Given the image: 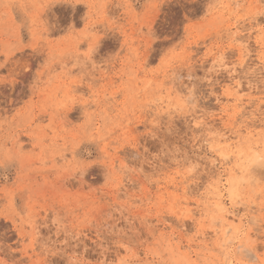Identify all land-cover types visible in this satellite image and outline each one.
<instances>
[{
  "label": "rangeland",
  "instance_id": "obj_1",
  "mask_svg": "<svg viewBox=\"0 0 264 264\" xmlns=\"http://www.w3.org/2000/svg\"><path fill=\"white\" fill-rule=\"evenodd\" d=\"M186 3L187 11L177 13L172 0H0V54L21 40L32 43L28 71L14 88H0V259L68 264L78 256L81 264H97L110 260L118 243H135L132 237L143 227L155 229V238L166 237L160 248L142 245L145 261H223L211 251L199 217L193 223L161 208L150 211V202L171 193V172L155 163L145 169L147 179L139 172L122 179L119 171L131 145L152 152L164 141L162 134L150 135L152 116L145 125L140 108L151 98L139 95L150 82L168 79L165 94L176 96L182 86H193L189 75L195 78L197 103L183 119L185 131L189 121L213 119L205 114H215V126L230 127L242 109L255 124L264 113V89L257 87L264 66V0ZM120 4L128 7L118 9ZM228 15L232 19L221 23ZM85 20L103 37L94 67L76 59L89 43ZM238 22V32L229 33ZM226 87L241 101L227 98ZM25 188L29 194L20 195Z\"/></svg>",
  "mask_w": 264,
  "mask_h": 264
},
{
  "label": "snow or ice",
  "instance_id": "obj_2",
  "mask_svg": "<svg viewBox=\"0 0 264 264\" xmlns=\"http://www.w3.org/2000/svg\"><path fill=\"white\" fill-rule=\"evenodd\" d=\"M172 3L177 13L181 9L187 11L189 7L186 0H172ZM116 7L119 9L128 6L120 4ZM236 10L237 13L242 11L241 6L236 5ZM244 18L237 16L238 21ZM231 19L232 16L228 15L227 20L221 23ZM186 20L185 17V22ZM156 23L161 24L159 20ZM161 27L167 30L169 24H161ZM234 30L238 32L239 22L228 29L229 33ZM82 31L89 33V43L87 50L77 55L76 59H83L82 67H94L95 55L98 50L103 52V48L100 47L103 37L95 36V29H90L87 20ZM159 35L163 37L164 31L161 30ZM241 38L237 36V39ZM31 48V42L25 43L21 40L14 44L10 51L0 54V88L5 90L9 87L14 88L19 82V74L28 71L26 60L30 59V54L27 50ZM167 58L168 53L162 55L158 67L162 68ZM223 62L221 60V63ZM213 63L215 64V61ZM175 79L172 77L171 82L175 83ZM187 79L193 86H182L180 94L176 96L171 92L165 94L168 79L163 82H150L139 94L151 97L141 100L140 103L142 113L145 115V125L148 124L147 117L152 116L150 135L153 139H158L157 134H162L164 141L152 152L147 148L141 150L140 146L131 145L133 153L121 165L119 169L121 177L124 179L130 175L135 176L139 172L141 177L147 179L145 169L151 167L153 163L171 172L174 178L169 184L171 193L150 202V211L161 208L173 217L191 219L193 223H197L199 217V222L207 226L205 236L211 237L208 241L211 251L223 256L224 259L204 260L198 264H264V113L260 117V123L255 124L252 122L253 118L246 117L242 109L230 127L226 124L215 126L219 124L214 120L215 114H205L211 115L213 119L207 121L198 119L195 125L189 121L190 131H185L183 119L197 103L195 78L189 75ZM249 87L253 85L249 84ZM257 87L264 89V66L261 68ZM121 94L122 92L118 91L115 99H119ZM225 95H228L227 90ZM261 109L264 110V102L261 103ZM196 110L199 111L198 108ZM177 124L180 127H175ZM111 134L116 135V132L113 131ZM163 161L167 163H162ZM89 166H91L89 163L83 164L84 168ZM113 183L116 181L113 180ZM17 194L16 191L11 193L13 198ZM19 194L28 195L29 190L25 188ZM186 204L191 207L181 212V208ZM27 208L28 205L25 204L19 211L27 212ZM139 232V236L132 237L135 243L127 240L118 243L111 248V259L105 258L103 261H97V264H154V261H145L147 253L142 245L160 248L162 240L166 237L161 234L160 238H155V229L146 232L141 227ZM0 264H9V261L0 259ZM11 264L24 262L13 259ZM52 264L56 262L52 261ZM60 264H64V261L62 260ZM68 264H81V261L77 256L69 260ZM162 264L169 262L163 261Z\"/></svg>",
  "mask_w": 264,
  "mask_h": 264
},
{
  "label": "bare ground",
  "instance_id": "obj_3",
  "mask_svg": "<svg viewBox=\"0 0 264 264\" xmlns=\"http://www.w3.org/2000/svg\"><path fill=\"white\" fill-rule=\"evenodd\" d=\"M228 4V3H227ZM223 6H226V5H223ZM264 34H262L261 36H263ZM238 86V85H237ZM227 90V92H228V95H225V91ZM180 91V90H179ZM237 91H238V89H237ZM239 92V91H238ZM224 95L227 97V98H232V99H234V100H240V98L236 95V92L235 91H231L230 90V88H228V87H226L225 89H224ZM241 101V100H240ZM246 222H247V220H246Z\"/></svg>",
  "mask_w": 264,
  "mask_h": 264
}]
</instances>
